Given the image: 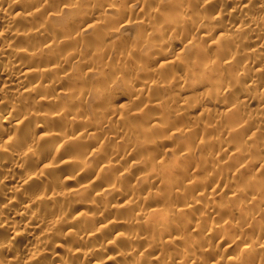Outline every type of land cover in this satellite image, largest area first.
I'll use <instances>...</instances> for the list:
<instances>
[{
	"label": "clouds",
	"instance_id": "1",
	"mask_svg": "<svg viewBox=\"0 0 264 264\" xmlns=\"http://www.w3.org/2000/svg\"><path fill=\"white\" fill-rule=\"evenodd\" d=\"M0 264H264V0H0Z\"/></svg>",
	"mask_w": 264,
	"mask_h": 264
}]
</instances>
